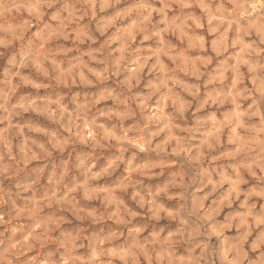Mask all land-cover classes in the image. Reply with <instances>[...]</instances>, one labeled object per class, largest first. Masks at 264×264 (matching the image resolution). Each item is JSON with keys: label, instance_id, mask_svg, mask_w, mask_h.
<instances>
[{"label": "clouds", "instance_id": "obj_1", "mask_svg": "<svg viewBox=\"0 0 264 264\" xmlns=\"http://www.w3.org/2000/svg\"><path fill=\"white\" fill-rule=\"evenodd\" d=\"M0 264H264V0H0Z\"/></svg>", "mask_w": 264, "mask_h": 264}]
</instances>
